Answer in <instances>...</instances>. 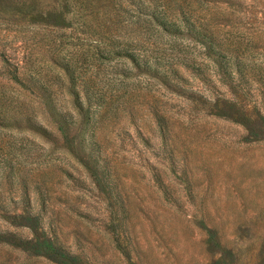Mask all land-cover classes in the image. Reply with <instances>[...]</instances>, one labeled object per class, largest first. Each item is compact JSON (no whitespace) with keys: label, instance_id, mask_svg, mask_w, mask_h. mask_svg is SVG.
Masks as SVG:
<instances>
[{"label":"rangeland","instance_id":"1","mask_svg":"<svg viewBox=\"0 0 264 264\" xmlns=\"http://www.w3.org/2000/svg\"><path fill=\"white\" fill-rule=\"evenodd\" d=\"M0 264H264V0H0Z\"/></svg>","mask_w":264,"mask_h":264}]
</instances>
